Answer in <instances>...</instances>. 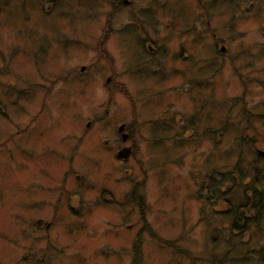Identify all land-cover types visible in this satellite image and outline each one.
Returning <instances> with one entry per match:
<instances>
[{"label":"rangeland","instance_id":"obj_1","mask_svg":"<svg viewBox=\"0 0 264 264\" xmlns=\"http://www.w3.org/2000/svg\"><path fill=\"white\" fill-rule=\"evenodd\" d=\"M257 150L264 0H0V264H264Z\"/></svg>","mask_w":264,"mask_h":264},{"label":"water","instance_id":"obj_2","mask_svg":"<svg viewBox=\"0 0 264 264\" xmlns=\"http://www.w3.org/2000/svg\"><path fill=\"white\" fill-rule=\"evenodd\" d=\"M84 66H81V68H83ZM122 128H123V123L121 125L118 126V131H122ZM121 137L123 139L126 138V134L123 133L121 135ZM130 148L129 147H126V146H123V148H121L118 152H117V157L120 158V159H124L126 157H128V155L130 154ZM257 152H259L261 155L264 156V150H257Z\"/></svg>","mask_w":264,"mask_h":264},{"label":"flooded vegetation","instance_id":"obj_3","mask_svg":"<svg viewBox=\"0 0 264 264\" xmlns=\"http://www.w3.org/2000/svg\"><path fill=\"white\" fill-rule=\"evenodd\" d=\"M123 126H124V125H123ZM124 132H125V131H124ZM125 133L127 134V139H128L129 134H128L127 132H125ZM127 139H126V140H127ZM131 152H132V148H131ZM131 152H130V153H131Z\"/></svg>","mask_w":264,"mask_h":264}]
</instances>
